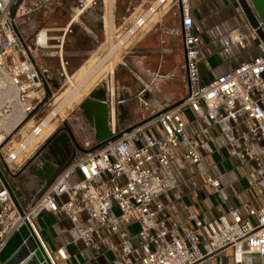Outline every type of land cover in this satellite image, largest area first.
Listing matches in <instances>:
<instances>
[{"label":"built area","instance_id":"1","mask_svg":"<svg viewBox=\"0 0 264 264\" xmlns=\"http://www.w3.org/2000/svg\"><path fill=\"white\" fill-rule=\"evenodd\" d=\"M73 1L84 10L99 0ZM191 1H175L180 18L173 31L181 37L185 81L180 100L159 109L143 101L146 112L140 121L79 149L26 202L14 175L28 157L30 143L23 134L39 136L42 126L37 122L22 131L44 99L49 78V69L36 58L39 50L58 48L60 74L65 75L60 38L65 32L53 36L41 24L29 33L18 26L20 18L35 10H50L51 0H0V168L22 210L0 177V255L22 225L40 241L35 221L46 210L71 221L72 241L82 240L97 252L109 249L114 264H199L229 246L234 264H243L247 253L264 258V42L258 29L229 32L221 40L225 47L256 46L258 53L205 82L200 73L202 35L193 25ZM134 22L141 28V18ZM217 136L230 155L248 165L262 204L230 206L209 220L195 219V228L189 229L173 218L170 194L180 199L196 175L213 189L221 186L208 158Z\"/></svg>","mask_w":264,"mask_h":264},{"label":"crops","instance_id":"2","mask_svg":"<svg viewBox=\"0 0 264 264\" xmlns=\"http://www.w3.org/2000/svg\"><path fill=\"white\" fill-rule=\"evenodd\" d=\"M191 3L193 7V25L195 31L202 35L203 50L200 64L202 80L206 82L208 78H212L224 71L233 69L258 53L256 46L249 49H241L236 44L225 47L224 44L221 43L223 37L231 31L235 33L251 32L252 27L248 23L243 8L238 3V0H192ZM170 8L167 9V12ZM76 14L77 13H74L73 17ZM80 15L81 14H79V17ZM150 19L146 26L147 28H144L146 32H142L141 35L137 36L138 40H143L161 18ZM71 20H69L66 25L69 24ZM76 21L78 20H75L73 24ZM63 27H57L52 30L60 31ZM261 29L264 31L263 25H261L260 29L257 31L258 35H260ZM252 38L255 45L258 44V38L255 36ZM149 39L150 37H146V40L143 42L147 43ZM165 39L169 40L168 37H165ZM182 58L183 46L181 44V52L176 56H162V60H160L159 55L150 54L141 59L138 61L139 70L135 76L137 87L133 85L134 82L129 83L128 78L125 76L122 78H115V73L109 74L108 78H106L107 75L98 78L93 84H90V81L97 73L96 71H98L97 68H94L93 71L86 74L87 76L85 75L80 78L81 80L77 83L74 96L71 97H77V95L89 85V88L84 91L82 95L83 99L79 103H76L75 108L70 111V114L74 112L75 109L82 110V112H84L83 110L85 109L87 110V115L90 120L85 118L84 113L83 118L73 124L76 126L77 130L87 135L85 136L86 138L90 135L91 131L102 138L106 134L109 135L114 128L115 130L126 128L125 126H120L118 123L119 119L117 121V127L110 123L109 99L112 95H130L133 89H137L140 95L144 94L143 96L141 95L143 97L142 99L138 98L139 100L145 101L150 106L158 109L180 100L184 95V90L179 92L177 81L168 79V76L174 68H178L180 64V66H182ZM85 64L79 67L75 74L79 73V75H81L85 73L87 71ZM121 64L124 65V55L115 67L117 68L118 65ZM177 71L181 73L179 68ZM97 82L98 84H96ZM64 84L61 85L59 91L66 88ZM94 85L95 87L91 89ZM78 89L80 90L79 92ZM88 90L91 92L84 96ZM95 96H103L101 99L103 105L95 101L91 102ZM104 96H109V99L106 101ZM119 101L120 103H117L119 107H124L126 101ZM188 116L191 117L190 114H188ZM87 128L89 131H85ZM86 140L88 141L82 144L81 148L92 146L96 144L99 139L95 142L92 138L91 140L90 138ZM76 153L59 168L51 172L50 180L53 179L54 175L60 171L63 166L72 160ZM208 158L211 161L210 171L221 179V186L217 190L213 189L210 184H205L203 179L199 175H196L190 187L188 189L183 188V195L180 199L170 194L169 207L173 211V218L177 223L189 229L195 228V219L209 220L220 213H227L230 206H241L242 204L248 203L253 207H258L262 204L258 191L248 174V165L241 163L237 158L230 155V152H228L220 136L216 137L213 143V151L210 152ZM37 163L42 166L41 159L38 160ZM70 226L71 221L59 212L43 210L36 218L35 228L36 231H38L39 239L43 248L45 247L52 257L54 264H114V255L109 249L102 247V250L97 252L93 248L85 246L82 240L72 241L68 231ZM59 249L64 253L63 256ZM40 260H43L41 256ZM199 264H234L232 247L229 246V248L210 253V255L202 259ZM243 264H264V258L255 253H247Z\"/></svg>","mask_w":264,"mask_h":264},{"label":"rangeland","instance_id":"3","mask_svg":"<svg viewBox=\"0 0 264 264\" xmlns=\"http://www.w3.org/2000/svg\"><path fill=\"white\" fill-rule=\"evenodd\" d=\"M151 1L152 0H114V20L118 28H116L115 37L111 36L112 32L110 31L111 12L109 10L110 7L108 9V0H99L96 5L84 10L80 17H78L79 19H76L78 21L72 25L73 27L71 26V30L67 33L61 46L64 61L67 62V72L70 75L74 74L79 67L88 61L85 64L87 71L81 75L76 73V83L81 80V77L93 71V69L106 58L111 37L115 39L119 38L123 30L128 28L143 11L148 9L147 7ZM75 8L76 5L73 0H51L50 10L46 12L35 10L29 15V18L26 16L20 18V20H18V26L20 27L21 25V27L29 33H33V28L41 24L50 29L63 27L73 18V14L77 9ZM179 18V8L177 7V3L174 2L170 10L161 17L160 21L153 26L154 28L143 40L137 39L134 42L132 39V41H129L131 44L130 47H127L129 43L126 44L127 46H123V48L125 47L124 49L129 48L125 54H122L123 50H119L114 55L113 62L108 61L100 66L101 69H98V72L94 75L90 84H93L98 78L105 75H107L106 78H108L111 66L114 65V63H119L124 55V65H118L114 76L115 78H122L125 76L128 78L129 83L134 82L133 85L137 87L135 76L139 70L138 61L150 54H157L159 55V59L162 60V56H176L181 52V37L173 31V29L178 27ZM144 30L145 29H143V31ZM62 33L63 32L59 30H52L51 32L53 36L62 35ZM146 37H150V39L147 43H144L143 41L146 40ZM165 37H168L169 40L165 39ZM57 51L58 48L50 47L49 49L39 50L38 52L36 58L37 63L49 69V78L45 84V97L40 102V106L34 118L30 120L31 123L24 127L22 133L28 131L32 125L51 113V111L56 108L61 98L65 104L67 100L64 99H68L67 95L73 91L72 89H75L70 86V83L66 84V76L60 74L61 66ZM180 65L178 68L181 73H178V68H174L171 72V74L174 75H169L168 79L177 81L178 90L182 92L185 87V81H183V71ZM63 84L66 85V88L59 91ZM96 84H98V82ZM95 85L91 89H93ZM88 86L89 85H87L75 99H72L70 102L72 106L71 109L67 106L64 109L65 112L72 111L76 103L83 99L82 95L84 91L89 88ZM90 90H88L84 96L89 94L91 92ZM57 91H59V94L54 96ZM104 97L106 101L109 99V96ZM117 97L119 100L126 101L124 107L120 108L118 105L116 109L120 126H131L133 123L140 121L142 114L146 112V110L143 101L138 99H142L143 97L138 94L137 89H133L130 95H119ZM102 98L103 96H95L91 102L95 101L103 105V103H101ZM83 111L84 112L75 109L68 118L59 119L56 129L46 136L45 140L35 151L34 149L37 145L33 146L31 151L29 149L27 150L26 155L28 157L21 161L20 167L16 171V175H14V184L18 187V193L25 197L26 202L31 201L34 197L39 195L45 184L49 182L51 172L55 171L65 161L70 159L71 156L82 147V144L89 140H86L87 138H90V140L92 138L94 142L100 138L92 131L86 138V134L77 130L74 124L83 118L84 113L85 118L90 120L87 115V110L84 109ZM85 131H89L88 128ZM40 159L42 166L37 163ZM114 211L118 212L117 209H114Z\"/></svg>","mask_w":264,"mask_h":264},{"label":"bare ground","instance_id":"4","mask_svg":"<svg viewBox=\"0 0 264 264\" xmlns=\"http://www.w3.org/2000/svg\"><path fill=\"white\" fill-rule=\"evenodd\" d=\"M176 0H152L150 2V4L148 5V9H146L145 11H143L136 19L141 18L143 20V24L141 26V28H139L137 30V25H135L136 23L134 22V24H130V26L128 28H126L125 30H123V32L121 33V36L117 39L112 38L115 37V32H116V28L117 26L115 25V20H114V0H108V9L110 7V20H111V25H110V31L111 33V40H110V44H109V50L107 52L106 58H104L95 68L99 69L100 66H102L103 64H105L108 61H112L114 60V55L116 54L117 51L119 50H123L122 54H125L126 51L129 49H124L123 46H125L126 44L129 43V41H133L135 42V40L138 38L137 36L141 35L142 32H146V29L143 31V29L147 26V23L151 17L150 20L154 19H158L163 17L166 13H167V9H169L175 2ZM88 8V6H85L86 10ZM79 10V11H78ZM84 10H80L79 8L76 9L77 13L73 19L69 22V24H67L66 26H64L60 31L65 32L64 36H60V38L65 39L67 33H69V31L71 30V26L73 25V22L79 17V14H82L84 12ZM108 10V11H109ZM135 19V20H136ZM134 20V21H135ZM156 24V22H155ZM73 27V26H72ZM151 28V27H150ZM118 29V28H117ZM130 43L129 46L130 47ZM120 47V48H119ZM117 58V57H116ZM115 62V61H114ZM116 64L114 63V65L111 66V71L110 74L115 73L116 71ZM101 69V68H100ZM96 70V69H95ZM68 69L66 70L65 68V76H66V82L67 84L70 83V86L74 87L75 89H72L73 91L71 93H69V95H67L68 99H64L67 100V102L64 104L63 103V99L61 98V100L58 102V104L56 105V108L54 110L51 111V113H49L46 117H44L42 120L38 121L39 126H42V131L41 134L39 136L36 137H32L31 135H27L24 134L23 137L30 143L29 145V150L31 151V148L33 146L37 147L39 146L40 142L42 140H44V138L52 131H54L56 129L57 126V121L59 119H65L68 118L70 116V111H64L65 107L69 106L71 109V101L72 99L75 98H71L74 96L75 90L77 89V83L75 82L76 80V74L74 73V75H70L68 72ZM98 72V71H96ZM94 75V74H93ZM87 76V75H86ZM112 79V78H111ZM87 82V81H86ZM84 83V82H83ZM88 83V82H87ZM86 84V83H85ZM115 86V84H114ZM84 88V87H81ZM115 88V87H114ZM114 90V89H113ZM80 90L78 89V92ZM56 94H59V91L56 92ZM55 94V96H56ZM113 94V93H112ZM142 96L144 94H141ZM119 95H112L110 96L109 99V105H110V110H109V118H110V123L114 124V126L117 127V121H118V113H117V103H120V101L118 100ZM80 102V101H79ZM78 102V103H79ZM74 108V107H73ZM31 123L30 121H28V124ZM113 131H115V128L113 129ZM36 147V148H37ZM27 149V148H26ZM25 252V249H21V251L18 253V257H20L21 255H23ZM47 253L49 254V252L47 251ZM50 256V254H49ZM51 257V256H50ZM52 259V257H51ZM53 260V259H52Z\"/></svg>","mask_w":264,"mask_h":264},{"label":"water","instance_id":"5","mask_svg":"<svg viewBox=\"0 0 264 264\" xmlns=\"http://www.w3.org/2000/svg\"><path fill=\"white\" fill-rule=\"evenodd\" d=\"M238 3L242 6L248 23L252 28L259 30L261 25L264 27V0H238ZM259 36L264 42V31L262 29ZM107 136L108 134L99 138V140H102ZM0 177L4 185L10 191V195H12L19 211L22 212L17 196L14 194L7 178L4 177L1 168ZM32 233L33 235L30 234L26 225L20 226L16 233L11 237L7 246L2 250L0 264H53L49 254L43 248L35 233ZM23 248L25 249L24 254L18 257V253ZM39 254L43 258L42 261L40 260Z\"/></svg>","mask_w":264,"mask_h":264}]
</instances>
